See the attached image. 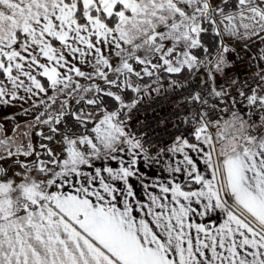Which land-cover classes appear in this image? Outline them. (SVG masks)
I'll use <instances>...</instances> for the list:
<instances>
[{
    "label": "snow or ice",
    "instance_id": "1",
    "mask_svg": "<svg viewBox=\"0 0 264 264\" xmlns=\"http://www.w3.org/2000/svg\"><path fill=\"white\" fill-rule=\"evenodd\" d=\"M0 264H264V0H0Z\"/></svg>",
    "mask_w": 264,
    "mask_h": 264
}]
</instances>
